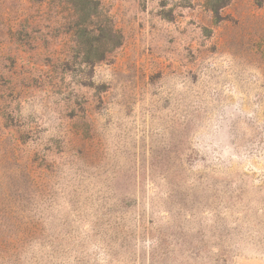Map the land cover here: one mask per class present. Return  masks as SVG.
<instances>
[{
    "label": "rangeland",
    "instance_id": "rangeland-1",
    "mask_svg": "<svg viewBox=\"0 0 264 264\" xmlns=\"http://www.w3.org/2000/svg\"><path fill=\"white\" fill-rule=\"evenodd\" d=\"M95 1L0 0V264H264V0Z\"/></svg>",
    "mask_w": 264,
    "mask_h": 264
},
{
    "label": "trees",
    "instance_id": "trees-1",
    "mask_svg": "<svg viewBox=\"0 0 264 264\" xmlns=\"http://www.w3.org/2000/svg\"><path fill=\"white\" fill-rule=\"evenodd\" d=\"M65 2L68 3L77 13H82L84 12V8L89 7V12L94 14L100 8V4L95 0H65ZM85 12L87 14L84 16L89 17L91 15L87 11Z\"/></svg>",
    "mask_w": 264,
    "mask_h": 264
}]
</instances>
